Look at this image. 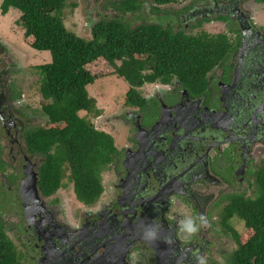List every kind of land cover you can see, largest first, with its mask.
Returning a JSON list of instances; mask_svg holds the SVG:
<instances>
[{
  "label": "flooded vegetation",
  "instance_id": "flooded-vegetation-1",
  "mask_svg": "<svg viewBox=\"0 0 264 264\" xmlns=\"http://www.w3.org/2000/svg\"><path fill=\"white\" fill-rule=\"evenodd\" d=\"M176 12L173 28L216 27L232 52L205 90L156 84L144 105L107 118L123 129L92 205L66 198L71 184L43 191L46 157L29 139L47 118L19 92L21 68L0 46V221L21 264H229L237 245L223 211L256 194L264 168V0H191ZM189 219L195 234L182 231Z\"/></svg>",
  "mask_w": 264,
  "mask_h": 264
},
{
  "label": "trees",
  "instance_id": "trees-1",
  "mask_svg": "<svg viewBox=\"0 0 264 264\" xmlns=\"http://www.w3.org/2000/svg\"><path fill=\"white\" fill-rule=\"evenodd\" d=\"M70 1L4 0L1 11L3 15L17 11L18 25L26 39H33L32 48L52 56L49 64L35 68L41 80L42 110L51 127L36 131L29 139L31 149L46 157L43 191L50 196L71 184L75 199L92 205L104 191L103 175L117 148L113 136L92 121L93 115L101 114L88 86L98 78H123L129 85L128 107L146 103L141 88L148 84L168 85L179 80L186 87L205 90L208 76L222 66L233 45L226 33L199 31L193 35L176 30L164 16L160 22L165 24L132 25L130 17L142 14L145 0L110 2L116 17L104 16L88 40L66 27L64 12ZM150 1L170 7L188 0ZM255 185L256 194L235 197L222 214L225 224L232 221L237 245L229 264H264V168L256 174ZM237 221L243 224V233ZM2 228L0 221V264H21L22 253Z\"/></svg>",
  "mask_w": 264,
  "mask_h": 264
},
{
  "label": "rangeland",
  "instance_id": "rangeland-1",
  "mask_svg": "<svg viewBox=\"0 0 264 264\" xmlns=\"http://www.w3.org/2000/svg\"><path fill=\"white\" fill-rule=\"evenodd\" d=\"M115 1L117 0H71L64 12V21L67 29L82 38L91 40L93 38L92 31L94 26L98 24L104 16L111 15L112 17H116L117 12L113 5H111ZM145 1L146 3L143 6L142 14L139 17H130V21L134 26L144 22L165 24V21L159 22L163 16L169 17V20L173 21L172 14L179 8L188 6L191 2V0H188L179 5L159 7L152 5L150 0ZM3 2L4 0H0V44H3L0 46L9 48L12 56L15 58L14 60L18 63V68H21L20 72L17 73L15 71L13 74L21 78L22 84L20 83L21 90L19 92H27V103L30 105L36 104L35 107L40 113H38V115L43 117L42 107L44 102H42L39 95L41 80L35 68L36 66L49 64L52 61V56L48 52H40L32 48L31 44L33 43V39H26L24 37V30L18 25L20 14L15 10H11L8 14L3 15L1 11ZM110 2L112 3L110 4ZM72 5H75L74 9H72ZM166 12L169 13L166 14ZM208 27L207 30L209 33L215 34L219 31L216 27ZM2 66V70H7L9 63H2ZM154 90L155 86L149 84L141 88V92L145 97L154 92ZM88 92L90 97L97 101V109L100 110L101 114L98 117L92 116L94 125L99 130L103 129L106 133L111 134L117 139L119 129L123 128L120 124L117 126L116 122H107V118L110 116L112 118L124 107L127 93L129 92L128 83L123 78L117 76L98 78L95 84L88 86ZM45 120L46 119H44V122ZM33 121L32 123L39 124ZM39 125H41V129L51 127L48 118L46 123L40 122ZM253 193L254 192L249 193V196L251 197ZM63 194H65L66 198L67 195H69L68 199H70L71 202H75L74 204H78V201L75 200V196L71 194L70 191L67 190V193L64 191ZM237 225L241 228L243 224L237 221ZM241 230L243 233L245 228H241Z\"/></svg>",
  "mask_w": 264,
  "mask_h": 264
},
{
  "label": "clouds",
  "instance_id": "clouds-1",
  "mask_svg": "<svg viewBox=\"0 0 264 264\" xmlns=\"http://www.w3.org/2000/svg\"><path fill=\"white\" fill-rule=\"evenodd\" d=\"M182 231H185L186 233L191 235V234L197 233L199 231V228L193 220L189 219L183 222ZM199 264H204V261L202 258L200 259Z\"/></svg>",
  "mask_w": 264,
  "mask_h": 264
}]
</instances>
